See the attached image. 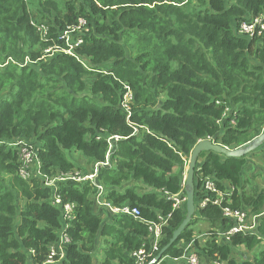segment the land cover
<instances>
[{"label": "trees", "instance_id": "obj_1", "mask_svg": "<svg viewBox=\"0 0 264 264\" xmlns=\"http://www.w3.org/2000/svg\"><path fill=\"white\" fill-rule=\"evenodd\" d=\"M259 15L264 0H0V264H44L63 234L59 264H95L103 239L100 264H133L130 254L150 247L147 222L172 213L157 256L187 215L186 203L175 209L166 192L185 191L197 143L238 149L264 131V30L238 34ZM81 18L87 31L72 34L83 37L72 56L59 37ZM41 24L49 27L44 39ZM125 85L131 115L122 107ZM110 136L120 139L96 181L106 200L139 207L141 219L103 216L90 180L63 181L56 191L45 184L93 171L106 161ZM18 141L37 146L39 173L29 180L19 173ZM250 155L264 163V143L243 157L200 153L196 213L164 257L180 258L193 242L213 264H264V187L250 179ZM207 179L224 192L220 205L199 206L207 194L216 198ZM56 194L75 206L66 229ZM225 207L257 216L254 231L219 240L234 225ZM199 220L207 229L197 236ZM239 247L257 253L242 257Z\"/></svg>", "mask_w": 264, "mask_h": 264}, {"label": "built area", "instance_id": "obj_2", "mask_svg": "<svg viewBox=\"0 0 264 264\" xmlns=\"http://www.w3.org/2000/svg\"><path fill=\"white\" fill-rule=\"evenodd\" d=\"M38 29L41 33L42 38L48 36L49 27L46 24H41L38 26ZM86 27V21L84 19L79 20V24L77 26H68L63 33L60 35L59 39L65 41L66 48L63 50L65 53L75 56V48L83 43V37L78 36L74 40V36L72 34L77 31H81ZM264 30V15L252 16L250 20H244L240 23L238 28V34H244L248 36L261 35ZM51 49V48H50ZM48 49V51H50ZM58 50V49H56ZM125 92L122 100L123 109L131 115V104L134 99L133 91L128 86H124ZM130 117V116H129ZM137 131V129H136ZM120 139L119 136H110L108 138L109 142V150L107 153L106 161L102 163H97L92 172L88 174H83L82 172L75 171L70 174H58L55 177H45V184L47 186L53 187L54 190L58 188L60 182L67 180H74L78 182H83L90 180L98 189L97 194L95 196V201L98 206V209L106 210L108 213L112 215H120V216H130L135 219H141V210L139 207H133L129 204H125L123 206H115L108 200H106V190L101 183L96 181L97 174L101 167H109L111 165L110 156L112 154L113 149L115 148L116 141ZM20 150V158H21V167L19 170L20 175L25 179H31V176H37V172L39 173L40 162L38 156L36 154V148L33 144L26 145L23 142L18 141ZM204 188L207 193L216 194V198H213L210 194H207L200 202V207H205L209 203H214L220 205L225 197L223 191H221L217 184L212 179H207L204 183ZM167 199L173 200V207L175 209H180L186 203V194L185 191H182L177 194H169L166 192ZM54 205L61 207L63 212V229L68 228L70 222L75 218V206L72 203H64L62 198L56 194L53 202ZM172 216V213L167 216L160 215L157 221H149L148 223V231L150 236V247H146L144 245L141 249L134 251L130 254L133 258V264H153L156 261V253L160 250L161 240L163 238V229L164 226L168 223ZM223 216L225 218H229L234 221V225L227 232H219V240L222 238H226L230 240V237L239 232H253L257 225V216L252 215L248 210H240V209H231L229 207H225L223 209ZM69 238L66 234L61 236V243L59 242L57 245H52L50 247V255L48 260L44 264H59V261L56 259V255L60 252V258L63 257V242H68ZM193 242L189 243L185 248V253L182 258H186L189 264H202L201 257L198 252L192 249ZM33 252V251H32ZM180 257V258H181ZM159 264V263H158ZM215 264H222L216 262Z\"/></svg>", "mask_w": 264, "mask_h": 264}, {"label": "water", "instance_id": "obj_3", "mask_svg": "<svg viewBox=\"0 0 264 264\" xmlns=\"http://www.w3.org/2000/svg\"><path fill=\"white\" fill-rule=\"evenodd\" d=\"M263 143H264V131L261 135H259L254 140H252L245 147H241L238 149H231L229 147L218 144L214 140H210V139H204L197 143V145L194 147L191 153L187 172H186V178H185L187 215L183 220V222L180 224V226L174 231L170 242L159 252V254L156 257V261L153 264H157L159 261H161V259H163L168 248L179 240L182 232L186 229V227L191 222L193 216L196 213L197 206L195 202V195H196L195 173H196V168L198 165V157L200 153L214 152L216 154L224 155L226 157H243L245 155H248L252 151L258 149L260 146L263 145Z\"/></svg>", "mask_w": 264, "mask_h": 264}, {"label": "rangeland", "instance_id": "obj_4", "mask_svg": "<svg viewBox=\"0 0 264 264\" xmlns=\"http://www.w3.org/2000/svg\"><path fill=\"white\" fill-rule=\"evenodd\" d=\"M41 38H42V36H41ZM34 147L37 149V146L36 145H34ZM67 155L69 156V153H67ZM73 159L76 161V159L79 160L81 158L79 157V154L78 153H74ZM248 160H250V163H249L250 164L249 165L250 167L248 168V170H249L248 173H250V179H255L257 177L255 179V184H258L260 187H264V174L263 173H260L261 169L264 167V163L263 162H259L260 159L258 157L251 158V156H248ZM188 164H189V162L185 165L186 172H187ZM260 165L263 166V167H261ZM92 169H93V167L91 168V170ZM77 171L81 172V170H77ZM83 172L88 173L90 171H87V170L85 171V169H83ZM255 173H256V176L253 177V175ZM185 178H186V173H185ZM98 212H101V214L103 216H106V214L104 212H102L101 209H98ZM106 218H110L109 215H107ZM194 227H196V230H197L196 231V234L198 236V235L206 232L207 224L204 223L203 221H200L199 220L194 225ZM205 237H206L205 235H201L200 236L201 239L200 238L199 239L204 241ZM104 248H105V242H104V239H103V240H101L100 247H99V250L97 252L98 254H96L94 256V260H95L94 263L95 264H100V262L102 261V259L104 257ZM99 251H101V252H99ZM234 253L235 254H240L242 257L245 256L247 258H252L255 255V253H257V252H250L245 247H239V248H236L235 249V252ZM201 263L202 264H213L212 262L209 261V259H207V257L205 256V254H201Z\"/></svg>", "mask_w": 264, "mask_h": 264}, {"label": "crops", "instance_id": "obj_5", "mask_svg": "<svg viewBox=\"0 0 264 264\" xmlns=\"http://www.w3.org/2000/svg\"><path fill=\"white\" fill-rule=\"evenodd\" d=\"M251 158L257 157L256 155H250ZM258 158L260 159V157L258 156ZM250 163V160H248ZM259 162H261V160H259ZM250 165V164H249ZM250 167V166H249ZM253 167V166H252ZM254 168V167H253ZM261 173V172H260ZM264 174V173H263ZM256 175V173L253 175V177ZM257 178V177H256ZM255 178V179H256ZM255 179H253L255 181ZM101 252V251H99ZM98 254V253H96ZM159 254V253H158ZM166 259V260H165ZM159 264H189L186 258H171V257H163V259H161V261L158 262ZM157 263V264H158Z\"/></svg>", "mask_w": 264, "mask_h": 264}]
</instances>
